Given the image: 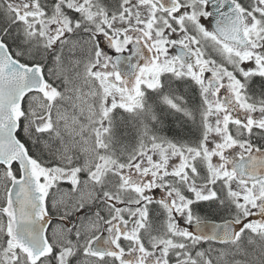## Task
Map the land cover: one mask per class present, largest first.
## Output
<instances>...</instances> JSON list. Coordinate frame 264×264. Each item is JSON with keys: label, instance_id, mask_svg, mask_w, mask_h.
Here are the masks:
<instances>
[{"label": "snow or ice", "instance_id": "snow-or-ice-1", "mask_svg": "<svg viewBox=\"0 0 264 264\" xmlns=\"http://www.w3.org/2000/svg\"><path fill=\"white\" fill-rule=\"evenodd\" d=\"M0 264H264V0H0Z\"/></svg>", "mask_w": 264, "mask_h": 264}]
</instances>
